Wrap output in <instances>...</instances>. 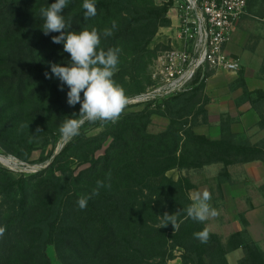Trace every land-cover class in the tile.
Returning a JSON list of instances; mask_svg holds the SVG:
<instances>
[{
	"label": "trees",
	"instance_id": "1",
	"mask_svg": "<svg viewBox=\"0 0 264 264\" xmlns=\"http://www.w3.org/2000/svg\"><path fill=\"white\" fill-rule=\"evenodd\" d=\"M54 2L0 0V145L24 162H30L36 140L55 138L63 121L79 114V104L67 103L70 89L51 72V64L67 66L70 61L63 44L52 42L59 33L42 31L40 8ZM95 3L97 15L85 20L83 0H68L63 11L71 24L68 31L95 27L102 33L116 21L113 35H101L100 47L121 49L113 79L123 89L142 91L141 75L159 47L152 49L150 43L159 27L171 23L166 14L170 3ZM204 88V80L195 82L191 92L166 98L157 108L124 111L115 124L85 123L80 135L66 141L36 173L16 174L0 165V226L6 227L0 237V264H52L51 255L59 264H168L176 248L182 250V264H229L227 253L239 248V264H264V251L245 229L225 242L209 229L207 243L194 238L207 228L185 211L196 185L188 176L168 175L172 169L220 163L222 177L232 164L264 163V138L251 143L234 134L212 139L194 131L188 116ZM242 88L258 115V127L264 129V89L248 91L244 82ZM154 113L169 116L166 128L157 133L148 131ZM98 180L111 187L100 188L86 209H79L77 200L90 194ZM176 211L179 229L174 231L171 224L160 228V215Z\"/></svg>",
	"mask_w": 264,
	"mask_h": 264
},
{
	"label": "rangeland",
	"instance_id": "2",
	"mask_svg": "<svg viewBox=\"0 0 264 264\" xmlns=\"http://www.w3.org/2000/svg\"><path fill=\"white\" fill-rule=\"evenodd\" d=\"M156 4L162 5L166 3V0H154ZM249 10L250 15H253L255 20H259V22L264 23V0H252L249 3ZM167 14V13H166ZM257 17V18H255ZM263 19V20H262ZM168 26V25H167ZM167 26H161L158 28L155 36L153 37L150 47L153 49L156 45H159L156 55L151 57L150 61L147 64L145 72L141 75V84L143 85L142 91H134L128 88H124L127 100H130L134 97L139 96L142 92L147 91L148 87L152 84V73L154 70L155 59L157 56L158 51L161 47L164 46L166 43V37L168 30L166 29ZM241 41L239 42L237 48L235 45V49H233L235 54L233 53L232 56L238 59V52L242 48V52L244 57H246L245 64H247L248 68L244 69L243 64L240 62V68L237 72H228L223 71L218 74L216 78H209L205 82V88L202 89V92L198 94L199 105L195 109L194 113L188 116V120L194 121L193 129L195 132L199 134H205L212 139H218L223 134H234L235 139H246L251 143L258 142L259 140L264 138V129L258 127L257 122L253 121L254 113L256 112L252 109L251 103L249 100L246 99L244 94V89L242 88V83H245V78L248 76L249 80L259 83L256 81V75L259 74V68L261 63L257 61L253 55L249 52V50H253L255 43L257 41L256 34L251 31L250 35L246 37L244 34L241 37ZM244 38H247L246 41ZM247 75V76H246ZM126 79L129 80V76H126ZM243 81V82H242ZM196 84L200 82V79H196ZM246 84V83H245ZM248 88V87H247ZM194 90V89H193ZM248 91H253L255 89H247ZM192 89L190 90V92ZM165 99H157L151 101H139V102H128L124 111H131V110H140L144 106H149L151 108H157L160 102L164 101ZM174 104L176 102H173ZM165 103L161 105V108L164 109ZM177 108L176 105L171 109ZM80 109V104L78 105V113ZM245 125H243V121ZM169 123V116L154 113L151 115L150 123L148 125V131L157 133L163 131ZM98 129L90 131V133H96ZM55 138L50 135L47 141L44 140H36L34 148L30 154V162H24L15 155L7 152L1 145H0V165L12 170L14 173H24V174H33L41 170L45 167L48 162L53 158L54 154H56L62 146L65 144V140L62 139L61 135L56 133ZM110 139H108L103 149L108 145ZM103 149L97 152V154H101ZM49 160H46L49 158ZM263 167L264 163L261 161ZM244 164V163H242ZM242 164H232V165H242ZM222 165V164H221ZM230 165V166H232ZM220 166L217 164L212 165L210 174L205 175L199 169H172L168 172V175L178 178L180 176H188L191 181L195 180L196 182H208L213 183L212 177H219V172L221 171ZM216 167V168H214ZM229 167V166H228ZM206 177V178H205ZM207 177L209 180H207ZM259 177V174L255 175ZM191 196V195H190ZM211 203V202H210ZM218 208V207H217ZM231 217L235 216L237 208L231 205H228ZM220 210V209H219ZM263 212L257 213V211H253L255 223L253 227L254 229V239L249 231L248 236L259 246L261 250L264 251V229L261 227L263 226L264 222V207L262 208ZM240 220L245 222L248 226L249 222L245 220L242 215H239ZM206 224V223H205ZM224 222V224L217 230L219 232H215L219 234L223 240L229 237L228 234L233 231L234 225ZM208 228V227H207ZM209 229V228H208ZM210 230V229H209ZM212 231V229L210 230ZM214 232V231H212ZM232 234V233H231ZM53 248L52 245L48 246L47 249ZM54 250V249H53ZM227 256V260L229 264H239V260L243 256V251L241 248L235 249ZM182 250L176 248L174 250V254L171 260L168 261V264H182L181 262V255ZM52 264H59L58 260L54 256H50Z\"/></svg>",
	"mask_w": 264,
	"mask_h": 264
},
{
	"label": "clouds",
	"instance_id": "3",
	"mask_svg": "<svg viewBox=\"0 0 264 264\" xmlns=\"http://www.w3.org/2000/svg\"><path fill=\"white\" fill-rule=\"evenodd\" d=\"M68 4V0H55L48 7L40 8L41 17L44 20L42 31L45 35L55 32L59 35L52 37L55 44H63L64 52L70 55L67 66L51 64V72L70 89L67 93V103L70 106L80 104L79 114L67 117L59 127V133L63 140L70 141L80 135L81 128L85 123L115 124L124 112L128 103L124 89L116 83L113 76L118 71L119 53L121 49L109 48L104 50L100 47L101 35L109 37L116 29V21L111 22V27L104 28L101 33L95 27L90 30L85 28L80 31H68L70 23H66L63 11ZM82 8L85 10L84 19L95 17L97 8L95 0H83ZM46 78H51L45 73ZM83 93V99H81ZM40 129H37L39 131ZM110 180L111 173L107 174ZM96 188L90 194L81 195L77 200L78 208L86 209L88 201L93 196L99 195L100 188L111 187L98 180ZM211 193L208 190L195 192L192 202L186 208L187 217L197 222H205L210 218L219 215L210 201ZM179 211L173 214L168 212L161 216L160 228L172 225L174 231L179 229ZM6 231L5 226H0V237ZM194 238L201 243H207L210 238L208 228L195 232Z\"/></svg>",
	"mask_w": 264,
	"mask_h": 264
},
{
	"label": "built area",
	"instance_id": "4",
	"mask_svg": "<svg viewBox=\"0 0 264 264\" xmlns=\"http://www.w3.org/2000/svg\"><path fill=\"white\" fill-rule=\"evenodd\" d=\"M166 43L158 51L152 84L128 102L161 100L187 92L196 79L237 72L240 62L226 49L249 0H166Z\"/></svg>",
	"mask_w": 264,
	"mask_h": 264
},
{
	"label": "crops",
	"instance_id": "5",
	"mask_svg": "<svg viewBox=\"0 0 264 264\" xmlns=\"http://www.w3.org/2000/svg\"><path fill=\"white\" fill-rule=\"evenodd\" d=\"M252 0H249V3ZM249 3L246 8V12L240 18L230 42L227 44L226 49L232 55L235 49V45L237 48V44L241 41V37L244 34L246 37L250 35V32L253 31L257 36V41L253 50H249V52L253 55V57L261 63L259 68V74L256 75V81L259 83H255L249 80L248 76L245 78L246 86L249 89H264V23L259 22V20H255L253 15H250ZM257 18V17H255ZM263 20V19H262ZM247 38H244L246 41ZM238 60L243 64V68H248L247 64L244 63L246 61V57H244L242 48L239 50ZM221 73V72H219ZM211 76L210 78L218 77V74ZM253 121L257 122L258 115L254 113ZM243 125H245L244 120ZM219 165L220 163H214ZM214 164L206 165L200 168L201 172L208 176L210 171L212 170L211 166ZM216 168V167H214ZM222 168V165L217 167ZM228 175H224L222 177H211L213 183L206 182H196L193 180V183L196 185L194 189L190 191V195L197 192H203L205 189L211 193V205L217 209L219 215L216 218H210L205 221L206 226L214 232H219V229L224 222L230 223L234 225L233 231L228 234V236L238 230L245 229L247 232L249 231L250 235L255 238L253 227L255 223L253 211L263 212L262 208L264 207V167L259 160L246 162L242 165H232L228 167ZM259 174V177L255 175ZM206 178V177H205ZM207 180L208 177H207ZM228 205L237 208L235 216L231 217ZM218 207V208H217ZM220 209V210H219ZM247 221L249 225L247 226L245 222L240 220L239 215H242ZM230 224V225H231ZM264 229L263 226L261 227ZM239 250V249H238ZM232 252L227 253V256H230Z\"/></svg>",
	"mask_w": 264,
	"mask_h": 264
}]
</instances>
